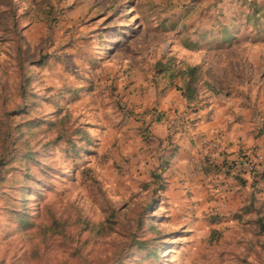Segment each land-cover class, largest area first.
I'll return each mask as SVG.
<instances>
[{
	"label": "rangeland",
	"instance_id": "1",
	"mask_svg": "<svg viewBox=\"0 0 264 264\" xmlns=\"http://www.w3.org/2000/svg\"><path fill=\"white\" fill-rule=\"evenodd\" d=\"M255 2L252 28L243 14L253 0H0V264H264V185L239 194L237 172L252 173H207L200 160L214 161L201 145L188 173L163 170L173 193L161 191L153 172L193 115L180 124L164 109L171 139L140 132L170 86L155 62L201 59L210 73L217 44L203 35L227 17L246 33L237 41L255 43L256 66L220 58L217 78L264 113V0ZM22 61L36 93L27 104ZM21 106L7 117L20 123L12 144L5 117ZM78 124L92 134L86 147Z\"/></svg>",
	"mask_w": 264,
	"mask_h": 264
},
{
	"label": "crops",
	"instance_id": "2",
	"mask_svg": "<svg viewBox=\"0 0 264 264\" xmlns=\"http://www.w3.org/2000/svg\"><path fill=\"white\" fill-rule=\"evenodd\" d=\"M255 3V0L251 3L253 4L254 10L250 15L243 14V17L249 21L252 28L256 27ZM237 23H239L237 17H227L223 28L218 30H206V33L203 35V37L206 38V40H209V42L217 44L213 47V53H211L208 58L209 65L212 66L209 69V75L217 83V93H208L196 108L187 106L185 98L175 85L168 86V91L157 97L159 103L157 102L155 106L159 110L165 112L164 109L171 107L175 110L177 115L185 112L186 114L188 113L187 115H193L195 118L194 121L188 124V126H186L185 123L180 126L181 130L178 131V136L180 138L178 145L179 148L172 158L171 163L174 167L180 165V167L187 173L189 172L188 169H190L191 165L194 164L193 161L200 160V157H196L197 152L195 150L198 147H201L200 140L199 142L197 140H191L192 138H196V136L211 134L217 129L225 131L226 137L222 148L210 153L212 155V157H210L211 161L219 164L225 159H234L240 154L251 152L256 147H258L257 151L264 147V113L258 112L256 114L254 103H244L242 101L243 97L239 92L235 93L234 88L225 89L217 78V64L218 61L222 60L220 58H223L224 60L226 57L231 58L234 56H242V59L244 60L247 56H252V62L256 66L255 43H253V46H249L248 44L245 45L244 42L240 43L237 41L246 35L244 30L240 29ZM254 31L256 33V29H254ZM247 33L253 34L254 32ZM189 61L192 63H203L204 67L207 68L206 62L201 59L197 61ZM232 63L234 62L230 59L227 66L228 71L231 73L235 68ZM229 80L232 83H235L238 87L243 86L240 82L237 84L235 77L228 75V81ZM177 82H180V80L178 79ZM231 82H229V84H231ZM177 91H179V94ZM174 96H176V99ZM255 96L256 94H254V99ZM152 107H154V105H152L151 108ZM165 114L167 115V113ZM167 122V119L152 122V132L160 137L169 136ZM178 123H180V120H178ZM217 175L221 176L220 173ZM243 176L248 182L247 184L242 185L237 179H235L236 187H239L237 192H239V194H251L252 176L247 174H244ZM263 182L264 181H261L260 185H264ZM167 189L168 187H166L167 192L169 191L170 193H173L172 190ZM203 194H206V192H203Z\"/></svg>",
	"mask_w": 264,
	"mask_h": 264
},
{
	"label": "trees",
	"instance_id": "3",
	"mask_svg": "<svg viewBox=\"0 0 264 264\" xmlns=\"http://www.w3.org/2000/svg\"><path fill=\"white\" fill-rule=\"evenodd\" d=\"M257 12L259 11L258 8L256 9ZM16 24V22L14 23ZM21 80H20V85H19V90H20V95L22 99L26 102L27 104L28 101L27 99H32L33 95H36L35 92L32 93H27L28 92V86H30V78L31 75L27 74L26 71L24 70V64L23 61L21 62ZM155 68L158 73L161 74H167L169 77V85H175L182 93L183 97L185 98L186 104L189 107H198V105L202 102V100L205 98L206 94L205 92H209V94H215L218 92V86L217 83L212 79V77L209 75L207 72L206 68L204 67L203 63H192L187 60H176L174 56H170L166 61H164L162 58L158 59L155 62ZM178 79L180 82H177ZM24 106L19 107L18 109L8 111L6 113L5 117V125H6V130H5V136L6 141L9 139L12 144L16 143L17 139V134L14 133V129L18 128L20 126V123L14 124V122H11V118L8 119L7 117H13V115H10L16 110H19L21 113H25L26 111L23 110ZM150 114V120L147 123H143L140 126V132L142 136L146 139H152L155 138L156 136L153 134L152 129H151V124L154 121H163L166 119V114L162 110H159L156 106L150 108L148 110ZM186 113H182L180 115L176 116V120H180V124L184 123L186 118ZM65 117V116H63ZM194 117L192 118V121H194ZM28 124L32 125H37L38 123H35L31 120L27 121ZM75 133L78 135L79 139H85V147L87 144L92 142V134L88 129H86L84 126L81 124L76 125L75 127ZM63 135V133H60L58 137ZM11 137V138H10ZM169 139H171V136H168ZM76 141V140H75ZM73 141L72 145H77L76 142ZM178 145L174 144L172 149L169 150V153L163 154V157L161 158V164H160V172H153V176L157 177V185L158 189L163 191L166 189L167 184H166V178L163 174V170H165L169 164H171L172 158L174 155L177 153ZM30 150H28L29 152ZM234 162V159H225L221 164L216 163V162H210V160H201V168L206 171L207 173L210 172L213 168L217 170H223L226 171V173H231L234 172V168L232 163ZM206 163H211V164H206ZM7 165V160L4 158L0 159V172L1 168L5 167ZM200 167V166H199ZM235 173V172H234ZM236 174V179L242 184L245 185L247 184L248 180L243 176V173ZM252 173V191L251 194H256L257 192L261 191L262 186L260 185L261 181H264V161L261 164L260 168H256ZM251 204H246L242 209H244V212L250 213L253 211V209L250 207ZM259 225L261 230L264 231V221L259 220Z\"/></svg>",
	"mask_w": 264,
	"mask_h": 264
},
{
	"label": "built area",
	"instance_id": "4",
	"mask_svg": "<svg viewBox=\"0 0 264 264\" xmlns=\"http://www.w3.org/2000/svg\"><path fill=\"white\" fill-rule=\"evenodd\" d=\"M226 134L222 129L214 130L211 134H204L200 143L206 152L220 150L223 146ZM264 161V147L257 152H246L234 158L233 168L241 172H252L259 168Z\"/></svg>",
	"mask_w": 264,
	"mask_h": 264
}]
</instances>
